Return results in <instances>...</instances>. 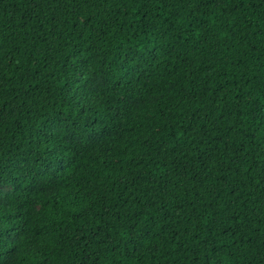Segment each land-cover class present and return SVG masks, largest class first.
<instances>
[{
    "label": "trees",
    "instance_id": "trees-1",
    "mask_svg": "<svg viewBox=\"0 0 264 264\" xmlns=\"http://www.w3.org/2000/svg\"><path fill=\"white\" fill-rule=\"evenodd\" d=\"M0 47V264H264V0H0Z\"/></svg>",
    "mask_w": 264,
    "mask_h": 264
},
{
    "label": "snow or ice",
    "instance_id": "snow-or-ice-1",
    "mask_svg": "<svg viewBox=\"0 0 264 264\" xmlns=\"http://www.w3.org/2000/svg\"><path fill=\"white\" fill-rule=\"evenodd\" d=\"M0 51H2V47H0ZM130 107H135V105H132ZM127 114H128V112L126 110L125 115H127ZM102 135H104L103 132L99 133V136H102ZM99 136L93 137V139H97V138H99ZM207 162L211 163V157H208ZM115 163L119 164L120 163L119 159H117L115 161ZM9 168L14 169V165H12L11 163H8V164L0 163V205H3L5 203L7 195L14 193L16 190L14 185H7V183L3 179L5 172ZM12 174L13 173H9V175H12ZM37 183L41 184V187H39V188L34 187L33 191L45 192L46 188H45V186H43L42 182L37 181ZM48 183L50 184L51 181H49ZM66 198H67L66 196L61 197L59 195V193H54L52 196L48 197V199H45L42 202L43 210H45L47 212L48 216L51 219H56L57 214L61 212V206L59 204V200L60 199H66ZM53 201H56V203H53ZM50 204L52 205L51 207H49ZM3 219H4L3 217H0V223H3ZM12 219H19V217H18V215H14L12 217ZM131 227L133 230H135V227H136L135 223H133L131 225ZM25 235L26 234L23 231L18 230L15 226H13L12 228H10L7 231L0 229V256H2L4 254V251L6 249L8 250L9 256H15L17 253H19L20 249L23 247V244H24V242L20 240V237L25 236ZM40 236H41L40 231L35 232L31 236H27L26 239L31 242L29 244V247H32L33 245L39 247L41 242L37 238ZM101 242H103V237H101ZM9 243L12 244L11 249H8ZM32 264H39V262L33 261Z\"/></svg>",
    "mask_w": 264,
    "mask_h": 264
}]
</instances>
